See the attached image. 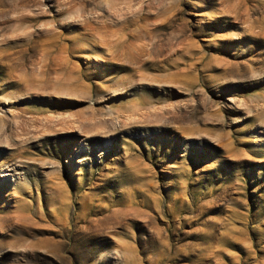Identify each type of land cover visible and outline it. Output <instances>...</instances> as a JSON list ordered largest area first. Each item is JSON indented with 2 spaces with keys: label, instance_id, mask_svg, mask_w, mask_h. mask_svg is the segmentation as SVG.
<instances>
[{
  "label": "rangeland",
  "instance_id": "1",
  "mask_svg": "<svg viewBox=\"0 0 264 264\" xmlns=\"http://www.w3.org/2000/svg\"><path fill=\"white\" fill-rule=\"evenodd\" d=\"M0 264H264V0H0Z\"/></svg>",
  "mask_w": 264,
  "mask_h": 264
}]
</instances>
